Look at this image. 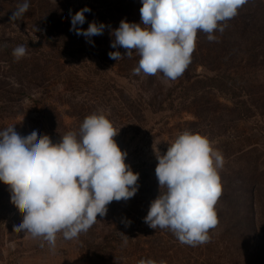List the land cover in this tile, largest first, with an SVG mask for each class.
Returning <instances> with one entry per match:
<instances>
[{"label":"rangeland","instance_id":"374dc122","mask_svg":"<svg viewBox=\"0 0 264 264\" xmlns=\"http://www.w3.org/2000/svg\"><path fill=\"white\" fill-rule=\"evenodd\" d=\"M23 2L0 0V130L14 125L22 136L36 130L38 138L46 134L59 143L68 132L78 133L87 116L103 114L118 131L114 139L127 153L125 163L139 173V188L129 200L111 202L78 238L58 233L52 248L14 230L23 216L0 181V264H138L149 258L264 264V0L240 8V34L229 44L211 43L198 31L189 65L168 83L160 73L134 75L140 59L135 51L118 61L108 56L125 53L111 47L110 31L121 20L140 23L141 0H28L22 18L10 21ZM85 7L91 11L82 29L93 21L106 25L103 35L91 37L94 44L70 30L71 15ZM18 45L27 52L17 61L12 52ZM232 53L230 63H217ZM29 96L47 100L43 114ZM186 130L207 137L224 158L218 225L209 230L208 243L195 247L144 222L160 192L156 150L165 154Z\"/></svg>","mask_w":264,"mask_h":264},{"label":"clouds","instance_id":"9594fccd","mask_svg":"<svg viewBox=\"0 0 264 264\" xmlns=\"http://www.w3.org/2000/svg\"><path fill=\"white\" fill-rule=\"evenodd\" d=\"M247 2L141 0L140 23L121 20L110 31L111 47H122L125 53L113 51L108 56L118 61L131 58L135 51L140 59L134 75L160 73L165 83L175 81L191 61L197 32L206 33L209 42L216 41L214 33H223L225 22ZM29 7L24 0L10 21L21 19ZM90 11L85 7L71 15L70 30L94 44L91 37L103 35L106 25L93 21L82 29ZM26 52L24 45H18L12 55L18 61ZM117 134L105 115L95 113L83 120L78 133L68 132L59 143L46 134L38 138L36 130L22 136L14 125L0 130V181L9 187L10 201L23 216L14 230L42 238L55 248L58 233L65 240L78 238L97 222L98 215L107 213L111 202L134 197L139 173L125 163L127 153L116 143ZM156 158L160 192L144 222L152 229L170 230L182 244L208 243L209 230L218 225L215 206L222 194L218 172L224 165L222 153L207 137L186 130L165 154L156 150ZM138 264L167 262L149 258Z\"/></svg>","mask_w":264,"mask_h":264},{"label":"trees","instance_id":"16d2710c","mask_svg":"<svg viewBox=\"0 0 264 264\" xmlns=\"http://www.w3.org/2000/svg\"><path fill=\"white\" fill-rule=\"evenodd\" d=\"M246 5H248V3H246ZM242 11H244V10L239 9L238 10V14L234 18H232V19H230V20H228V21L225 22L227 26L225 27V30L223 31V33L219 32V31H216L214 33V35L217 37V40L216 41H213V42H221L222 44H229V42L231 41L230 40L231 38H234L235 37V39H236L237 36H239L240 31H237V30H238V28H240L239 19H240V13ZM217 52L218 51L211 52L212 56L215 53H217ZM229 58H234L235 59L236 58V54L232 53V54H228L227 56H224L223 55V56L217 57L216 59H217V63L222 64V63H230L231 60ZM41 89L44 92L47 90L46 87H43ZM28 99L31 102V104H34V105H37L38 106V107L35 106L36 107L35 108L36 109L35 112L38 113V114H43V111L45 110L43 104H46L45 102H47V100L45 98H42L41 101H38V100H35L31 96H29ZM41 106H42V108H41ZM0 108L3 109L4 108V104Z\"/></svg>","mask_w":264,"mask_h":264}]
</instances>
